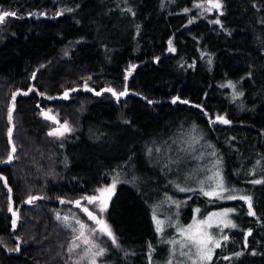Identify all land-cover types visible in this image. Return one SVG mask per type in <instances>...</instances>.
I'll list each match as a JSON object with an SVG mask.
<instances>
[{"label":"trees","instance_id":"trees-1","mask_svg":"<svg viewBox=\"0 0 264 264\" xmlns=\"http://www.w3.org/2000/svg\"><path fill=\"white\" fill-rule=\"evenodd\" d=\"M219 2L0 0L18 13L0 26V100L8 98L0 107V264H74L72 232L55 208L85 203L114 181L105 218L119 245L103 241L106 260L150 264L161 254L154 247L168 249L159 257L167 259L173 235L157 232L154 216L188 222L197 207H231L237 227L206 264H264V183H252L264 181V0ZM84 84L128 94L96 95ZM75 102L83 107L70 112ZM49 107L71 131L49 135L61 123L41 113ZM221 177L231 191L205 196L201 185L211 191ZM240 196L252 198L255 215Z\"/></svg>","mask_w":264,"mask_h":264},{"label":"rangeland","instance_id":"rangeland-1","mask_svg":"<svg viewBox=\"0 0 264 264\" xmlns=\"http://www.w3.org/2000/svg\"><path fill=\"white\" fill-rule=\"evenodd\" d=\"M4 1L6 3H9V1H14V0H4ZM210 8H213V7L210 5ZM3 11L15 12V13L17 12V10L13 9V8H8V9L0 8V12H3ZM209 11H211V10H209ZM24 13H26L25 15H27V16H28V14L32 15V17H37L40 14V13H38V11L33 10V9H25ZM16 15H18V13ZM10 18H12V16L6 17L5 22L3 24H0V26H3L4 24H6L9 21ZM2 37H3L2 32H0V38H2ZM137 65L138 64H136V63L130 64L126 73L131 74V72L133 71V69L135 67H137ZM10 92H11V95H12V100L10 101V105H9V109L12 110L11 120H9V112L6 111V117H7L8 124H9V126L7 128L8 129V132H7L8 139H9V129H13L12 137H13V133H14V130H15V122H14V119H13V113L15 112L16 107H17L16 106V101L13 98L14 94H16V92L15 91H10ZM66 92H67L68 95H67L66 98L65 97L64 98L66 100H69L71 98V95H70V93H68V90L63 92V96L65 95ZM117 92H121V91H117ZM60 96H61V94H60ZM7 99H8L7 98V94H5L0 100V107H2L3 105L6 104ZM84 102H86V101H84ZM70 107H71V111L70 112H73V110L76 111L79 108L83 107V104H82V102H75ZM73 107H75V108L73 109ZM43 109L49 111L52 115L58 117L60 119V121H61L60 124H56V123L53 122V124L48 128V132L50 133V132H52L55 129L63 130L62 129V125L64 124V121L62 122V115L60 114V109H55V107L54 108L49 107L47 109L46 108H43ZM71 125H72L71 123L67 122V126L69 128L71 127ZM68 132H65L64 135L66 133H68ZM197 186H198V184H197ZM201 189H203L204 191H210L208 186L201 185ZM99 195H100V193L98 191H96L95 193L88 194L85 197H88V196H99ZM106 195H108V194H106ZM10 199H12L11 192H10ZM77 199H82L83 200V198H77ZM77 199H75V200H77ZM75 200H73V201H71L69 203H71L73 205ZM33 201L34 200H32V202ZM108 203H109V200L107 201V207H108ZM28 204H30V203H28ZM10 207L12 208L13 212L16 213V217H18L20 210L18 208H15L14 203ZM73 207H66V208L59 207V208H55V215L57 216V218L59 217L58 220H60L62 222V224L65 227H67L72 232V238H71V242L69 244V247H70V245H72L74 240H75V243L77 245H79V247L75 248L71 253L69 252V256H70L71 261L74 264H90V254L86 255V253H85V249H86L87 246H85L83 244V238H81L79 240L75 239L77 236H79V233H80V224L77 223V221H80L81 223L86 225V227L83 229V231L85 233V236L88 237V239L91 242L95 243L98 246V248H103L105 250V252H104V254L102 256H97L95 258L96 259V264H120L121 260L117 259V257H118L117 254H115L116 258L112 257L111 261L106 260L108 256H111V252L108 251V246L103 241L107 240L110 244L111 243L114 244L113 241H112V238L109 237L106 233L102 232L100 230L101 229V225H98L95 220L90 219L88 214H87V212L83 211L84 208H87L88 211L93 214V216L97 217V219H102L110 227L109 223L107 222V220L105 218V212H106V210L108 208H106V210L104 212H101L100 209H99V206H98V201L97 202H93V203H89L87 200H86L85 203L82 201V203H81V205L79 207H75V208H78L79 210L74 209ZM197 209H199V211H197ZM226 209H233L234 210V208H231V207H223V208L214 209V210L202 213L200 207H197L196 211H195V214L192 216V218L188 222L183 221V219L181 217V214H177L175 217L169 218L168 221H165L162 218H156V219H159L160 221H162L161 227H162L163 230L160 233L165 235V234H167V232L168 233L171 232L173 237H172V239L168 238L170 243H171V246H170V249H169L170 254L168 255L167 259L159 260V257H160V255H164L165 256L167 254V252H168V249L166 251L162 247H160V248L154 247L152 249L155 250L157 253H161V254L160 255H155V258L157 260L151 258L150 259V264H168L169 260L172 261V264H192V260L189 259L188 256H182V255H180V253L181 252L194 253L195 249H191L190 247L181 248L180 247V243H172V241H179L181 243H187L185 241L184 237L180 234V229L181 228H187V226L192 224L194 220L195 221H200V220L207 219L213 213H223ZM233 212L234 211L229 212L226 219L231 220L232 223L236 225V223H235V221L233 219ZM64 217H68L67 221L64 219ZM222 219H225V218L222 217V216H214V217H212V219L210 221V223L212 224V227L207 228L208 233L211 234L214 239L219 240L220 245L223 242L226 241L224 239V237L225 236L229 237L230 231L237 227V226L236 227H231V226L225 227L223 223H220V221ZM73 229H76V231H73ZM110 229H111V231L113 233V230H112L111 227H110ZM113 235H114V233H113ZM115 239H116V243L114 244V246L117 248L119 244L117 242L116 236H115ZM22 242H23V240H22ZM210 247L213 248V253H212V258H213L217 248L215 247L214 244L210 245ZM98 248H94L93 251H97ZM173 253H175V254L173 255ZM192 259H195L194 255H193ZM207 262L208 261H205L204 264H206ZM198 264H199V262H198Z\"/></svg>","mask_w":264,"mask_h":264},{"label":"snow or ice","instance_id":"snow-or-ice-1","mask_svg":"<svg viewBox=\"0 0 264 264\" xmlns=\"http://www.w3.org/2000/svg\"><path fill=\"white\" fill-rule=\"evenodd\" d=\"M209 4L214 7V8H220L221 4L219 2V0H208ZM200 5H197V7H199ZM187 11V10H185ZM15 17L16 13L15 12H8V11H3L0 12V24H3L5 22L6 17ZM191 22V21H190ZM215 23H220L218 20L215 21ZM171 43V42H169ZM173 50V49H170ZM106 91H111L112 94L114 96L117 97V99H119L120 96H124L126 95V92H115L114 90H112L111 88L109 89H105ZM31 91V89L29 90ZM25 95H27V92L24 93ZM67 92L65 93V98L67 97ZM97 95H99V93H97ZM178 98H174L173 99V103H176V100ZM183 103H187V101H181ZM11 115H12V110L9 109V120H11ZM46 118H52L54 119V117H46ZM217 120H219L221 123L224 124H228L230 123L227 119H225L222 116H218L216 117ZM62 129H55L52 132L49 133V135H53V136H63L65 132L71 131V129L67 126V122H64V124L62 125ZM9 136H11V129H9ZM15 147H13L12 152H15ZM12 159V155H9L8 161H4L5 163L10 162ZM216 175L219 177V173H216ZM252 183L255 184H260V183H264V181L262 180H254L252 181ZM115 188V181L113 182V184L109 187V188H102V189H98L97 191L100 193L99 196H88L85 197L84 199H86L89 203H93V202H97L98 201V206L101 212H104L107 208V201L111 198V193L114 191ZM186 189L181 188L180 191H185ZM201 191H203V189H201ZM227 191H231L230 189L225 188L224 183H223V179L222 177L218 180L216 187L213 188L211 191H204V195L205 196H217V197H222V193L227 192ZM108 194V195H106ZM229 200L232 199H236V196L233 195H228L227 197H223ZM37 199V197H30L29 200L27 201L28 203H31L32 200ZM239 199L244 200L248 203V208H249V215H255V213L252 211V198L250 196H240ZM63 203V201H61ZM77 206H79L80 201H76L75 202ZM9 211L13 213V220H12V225L13 227H15L16 222H17V217H16V213L13 212L12 208H9ZM83 211L87 212L88 216L90 219H93L96 221V223L98 225H101V231L106 233L109 237L112 238L113 243H116V239L115 236L113 235L110 227L102 220V219H97V217L93 216V214L91 212L88 211L87 208H84ZM197 211H199V209H197ZM234 211L233 209H226L223 213H213L211 214L210 217H208L207 219L204 220H200V221H193L192 224L188 225L187 228H181L180 229V234L184 237L185 241L187 243H181L179 241H172V243H180V247L181 248H185V247H190L191 249H195L194 253L191 252H181L180 255L182 256H188L189 259L192 260V264H204L205 261H211L212 259V253H213V248L210 247V245L214 244L216 248H219L220 242L219 240H216L213 238V236L211 234L208 233L207 228L212 227V224L210 223L212 217L214 216H222L225 219H222L220 221V223H223L225 227H236L235 224L232 223L231 220L226 219L228 216L229 212ZM59 219V217H58ZM64 219L67 221L68 217H64ZM153 219L155 220L156 223V230L157 232H161L163 229L161 227L162 225V221H160L159 219H156V217L154 216ZM78 224H80V233L79 236H77L75 239L79 240L81 238H83V244L86 247L85 249V253L86 255L90 254V264H96V257L97 256H102L105 252V250L103 248H98V246L91 242L88 237L85 236V233L83 231V229L86 227L85 224L81 223L80 221H77ZM73 231H76V229H73ZM251 234V233H249ZM225 240L228 239L227 236L224 237ZM79 247V245H77L75 243V240L73 241L72 245H70L69 247V252L71 253L75 248ZM151 247V246H150ZM94 248H98L97 251H93ZM18 250V249H17ZM175 253H173L174 255ZM193 255L195 256V259H192ZM237 256L241 255V253H236ZM168 264H172V261L169 260Z\"/></svg>","mask_w":264,"mask_h":264},{"label":"water","instance_id":"water-1","mask_svg":"<svg viewBox=\"0 0 264 264\" xmlns=\"http://www.w3.org/2000/svg\"><path fill=\"white\" fill-rule=\"evenodd\" d=\"M168 52H169V51H168ZM108 89H109V88H108ZM111 89L114 90L115 92H117L114 88H111ZM82 90L85 91V92H90V93H92V94H96V95H97V93H99V95H101V94L104 92L105 89H103V90H96V89H94V88H91V87L88 86L87 84H84V86L82 87ZM110 92H111V91H110ZM123 92H126V95L128 94V90H127V89L124 90ZM111 93H112V92H111ZM117 93H119V92H117ZM126 95H124V96H120L119 99L124 98ZM115 98H117V97L115 96ZM41 113H42L45 117H54V119L50 118V119H52V120H55V119H56V116L52 115V114H51L49 111H47V110L42 109V110H41ZM12 132H13V129H11V136H9V143H10V145H11V155H12V159H11V161L8 162L9 164L13 162V159H14V153H15V152H14V153L12 152L13 147H15V145H14V143H13V141H12ZM15 149H16V147H15ZM15 151H16V150H15ZM27 201H28V200H27ZM76 201H80V204H79V206H80L83 200H82V199H77V200L74 201L73 206H74V207H79V206L76 205V203H75ZM27 203H28V202H27ZM17 241H18L19 245L23 244V242H22V240H21L20 238H17Z\"/></svg>","mask_w":264,"mask_h":264},{"label":"flooded vegetation","instance_id":"flooded-vegetation-1","mask_svg":"<svg viewBox=\"0 0 264 264\" xmlns=\"http://www.w3.org/2000/svg\"><path fill=\"white\" fill-rule=\"evenodd\" d=\"M28 16L31 18L32 17V15H30V14H28Z\"/></svg>","mask_w":264,"mask_h":264}]
</instances>
